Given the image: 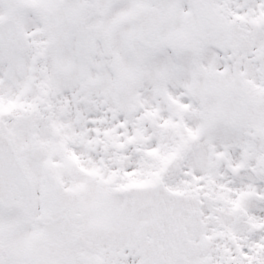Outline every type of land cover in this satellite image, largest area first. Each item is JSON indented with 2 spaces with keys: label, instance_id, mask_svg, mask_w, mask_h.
<instances>
[{
  "label": "snow or ice",
  "instance_id": "1",
  "mask_svg": "<svg viewBox=\"0 0 264 264\" xmlns=\"http://www.w3.org/2000/svg\"><path fill=\"white\" fill-rule=\"evenodd\" d=\"M0 264H264V0H0Z\"/></svg>",
  "mask_w": 264,
  "mask_h": 264
}]
</instances>
